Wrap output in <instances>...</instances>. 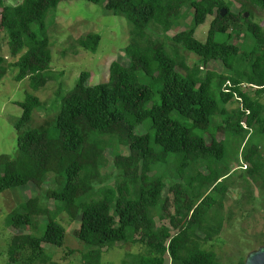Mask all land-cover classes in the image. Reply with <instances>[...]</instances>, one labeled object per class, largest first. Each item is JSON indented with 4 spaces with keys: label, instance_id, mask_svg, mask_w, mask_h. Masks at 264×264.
Segmentation results:
<instances>
[{
    "label": "trees",
    "instance_id": "1",
    "mask_svg": "<svg viewBox=\"0 0 264 264\" xmlns=\"http://www.w3.org/2000/svg\"><path fill=\"white\" fill-rule=\"evenodd\" d=\"M62 1L74 0H0V83L10 69L33 91L55 78L46 74L49 39L34 26L43 32ZM86 1L126 21L128 63L112 62L97 85L86 84L85 71L68 91L59 84L47 109L53 126L19 135L15 158L0 155V193H32L6 219L19 232L10 235L8 263L57 264L43 245L64 247V215L79 223L73 233L87 248L83 264H98L118 244L139 248L132 264H222L202 246L231 219L222 212L228 190L237 179L241 200L250 202L253 188L264 194V89L248 87L264 86V23L253 20L264 0ZM188 15L189 24L167 36ZM207 18L200 42L195 31ZM74 43L95 54L100 36ZM189 55L197 57L192 64ZM211 62L225 72L209 70ZM18 106L16 129L40 102L27 95ZM75 252L67 249L62 260Z\"/></svg>",
    "mask_w": 264,
    "mask_h": 264
},
{
    "label": "rangeland",
    "instance_id": "2",
    "mask_svg": "<svg viewBox=\"0 0 264 264\" xmlns=\"http://www.w3.org/2000/svg\"><path fill=\"white\" fill-rule=\"evenodd\" d=\"M6 4H13L17 0H4ZM254 22L263 25L264 12L256 11L253 17ZM211 18H207L205 23L195 31V39L203 42L206 38L208 25ZM190 16L168 32L167 36H172L178 31H182L189 24ZM39 35H45L50 42L51 63L46 74L55 78L48 82L43 88L33 91L29 88L28 80L15 82L14 72L10 71L0 83V155L13 159L17 155V137L29 130L42 131L53 126L55 116H47V109L55 102V91L60 84L65 91L70 90L75 84L81 72H88L87 85H97L107 80L108 68L114 61L127 64V58L123 52L128 43L127 23L124 19L110 15L100 5L88 3L86 0L62 1L57 8L51 9L45 21L43 32L34 26ZM156 38L162 35L154 30H150ZM95 33L100 36V43L95 54L86 53L76 47L74 41L86 34ZM225 36H218L216 39L222 41ZM72 48H75L74 54ZM1 52L7 57V47L1 43ZM189 63L197 60L194 55H189ZM209 70L224 73L221 66L215 62L209 63ZM142 77V75H141ZM64 91V92H65ZM27 95L36 97L40 102V108L32 113L28 123L20 129L14 128V122L21 116V108L18 103L25 100ZM110 161V157L107 158ZM233 169L238 168V164L232 165ZM107 172H113L111 168ZM232 186L227 194L223 209V215L230 220L225 222L222 233L214 242L204 244L202 249L214 252L222 264L236 263L239 259H245L247 254L264 246V194L259 195L253 188L252 200L240 199L242 195L239 181ZM33 192L34 189L30 188ZM32 196L27 189H14L0 193V264H9L7 260V250L11 234L19 232L8 229L6 219L8 215L26 199ZM53 206V202H49ZM59 223L65 228L66 241L62 249L50 245H43L44 250L52 255L57 264H83L81 255L87 250L84 244L78 242L74 237V231L79 223L68 222L66 216L59 218ZM157 226L160 224L156 223ZM43 233V227L39 232L34 233L39 236ZM76 252L62 260L63 253L67 249ZM105 250V249H104ZM136 246L115 245L103 251L98 264H132V255L138 253Z\"/></svg>",
    "mask_w": 264,
    "mask_h": 264
},
{
    "label": "water",
    "instance_id": "3",
    "mask_svg": "<svg viewBox=\"0 0 264 264\" xmlns=\"http://www.w3.org/2000/svg\"><path fill=\"white\" fill-rule=\"evenodd\" d=\"M225 14L224 11H221V16ZM247 17V14H245ZM244 264H264V246L259 247L257 250H254L247 254L244 260Z\"/></svg>",
    "mask_w": 264,
    "mask_h": 264
},
{
    "label": "built area",
    "instance_id": "4",
    "mask_svg": "<svg viewBox=\"0 0 264 264\" xmlns=\"http://www.w3.org/2000/svg\"><path fill=\"white\" fill-rule=\"evenodd\" d=\"M246 87H247V86H245V85L242 86V88H244V89H245ZM248 87H251V88H253V89H264V86H262V87H255V86L248 85ZM234 99H235L236 102L241 106V103H242L241 99L238 98L237 96H234ZM261 103H262V105H263V107H264V97L262 98Z\"/></svg>",
    "mask_w": 264,
    "mask_h": 264
}]
</instances>
